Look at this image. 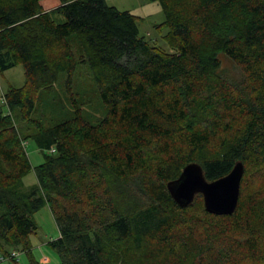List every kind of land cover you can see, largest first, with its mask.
Masks as SVG:
<instances>
[{"label": "trees", "instance_id": "obj_1", "mask_svg": "<svg viewBox=\"0 0 264 264\" xmlns=\"http://www.w3.org/2000/svg\"><path fill=\"white\" fill-rule=\"evenodd\" d=\"M59 1L45 11L40 0H0V74L22 65L25 76L0 105V255L16 263L21 247L23 264H52L31 256L29 241L33 213L47 204L56 264H264V0H151L169 52L140 35L129 11ZM221 52L239 82L217 73ZM78 63L105 114L89 122L75 105L73 117L29 119L33 130L22 132L9 111L28 116L36 91L61 72L69 87ZM27 139L43 153L30 186ZM236 161L244 173L232 214L207 212L201 194L181 207L167 189L188 163L210 181Z\"/></svg>", "mask_w": 264, "mask_h": 264}, {"label": "rangeland", "instance_id": "obj_2", "mask_svg": "<svg viewBox=\"0 0 264 264\" xmlns=\"http://www.w3.org/2000/svg\"><path fill=\"white\" fill-rule=\"evenodd\" d=\"M104 1L106 4L115 6L121 11L126 10L136 15L138 17L140 35H143L150 44L164 51H175L167 43L166 34L169 29L166 25L161 24L164 21V13L158 2L151 0ZM71 42L74 50H76L78 45L74 35L71 36ZM217 58L219 59L217 73L220 76L234 83L242 79L240 68L227 54L218 53ZM24 80V68L22 65H16L0 74V105L5 103L4 93L10 88L23 86ZM66 80L67 74L61 72L56 83L50 89L36 91L34 95V110L28 116L23 115V112L17 109L13 112L9 111L14 118L16 126L22 132H31L33 130V128L29 127V119H36L47 125L73 117L76 110L75 105L79 108L81 116L89 122H95L97 118L105 114L106 108L101 101L87 64L78 63L72 74L69 87L66 85ZM72 97L76 99L75 103L72 101ZM25 148L32 169L24 176L23 182L25 186H30L36 183L33 167L43 161V153L37 148L32 139L25 141ZM253 184L258 186L262 182L255 180ZM253 184L251 185L252 188ZM33 219L36 228L29 236L31 256L38 261L43 259L45 262L48 258L50 263H58L60 261L59 256L49 245V240L58 236V228L48 205L45 204L34 212ZM15 251L17 252L16 263L5 259L0 261V264H23L28 260L27 253L21 247ZM235 264L259 263L241 259L237 260Z\"/></svg>", "mask_w": 264, "mask_h": 264}, {"label": "water", "instance_id": "obj_3", "mask_svg": "<svg viewBox=\"0 0 264 264\" xmlns=\"http://www.w3.org/2000/svg\"><path fill=\"white\" fill-rule=\"evenodd\" d=\"M243 173V162L236 161L226 175L209 181L201 165L191 162L184 166L177 179L167 183V189L181 207L192 203L196 194H201L207 212L228 215L236 209Z\"/></svg>", "mask_w": 264, "mask_h": 264}, {"label": "crops", "instance_id": "obj_4", "mask_svg": "<svg viewBox=\"0 0 264 264\" xmlns=\"http://www.w3.org/2000/svg\"><path fill=\"white\" fill-rule=\"evenodd\" d=\"M59 3V0H40V5L45 11L55 8ZM45 262H49V259L47 258V261Z\"/></svg>", "mask_w": 264, "mask_h": 264}, {"label": "built area", "instance_id": "obj_5", "mask_svg": "<svg viewBox=\"0 0 264 264\" xmlns=\"http://www.w3.org/2000/svg\"><path fill=\"white\" fill-rule=\"evenodd\" d=\"M11 256H15L16 255V252L15 251H13V252H11V254H10ZM7 257L6 256H2V255H0V261H3V260H5Z\"/></svg>", "mask_w": 264, "mask_h": 264}]
</instances>
